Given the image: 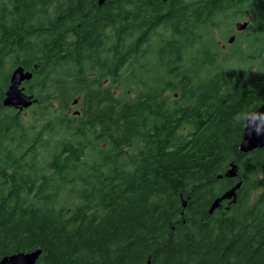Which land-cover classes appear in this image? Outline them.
I'll list each match as a JSON object with an SVG mask.
<instances>
[{
	"label": "trees",
	"instance_id": "16d2710c",
	"mask_svg": "<svg viewBox=\"0 0 264 264\" xmlns=\"http://www.w3.org/2000/svg\"><path fill=\"white\" fill-rule=\"evenodd\" d=\"M262 103L264 0H0V259L264 264V146L239 150Z\"/></svg>",
	"mask_w": 264,
	"mask_h": 264
},
{
	"label": "water",
	"instance_id": "95a60500",
	"mask_svg": "<svg viewBox=\"0 0 264 264\" xmlns=\"http://www.w3.org/2000/svg\"><path fill=\"white\" fill-rule=\"evenodd\" d=\"M102 2L103 0H98ZM248 21L247 20H237L234 22V29L236 32L243 31L247 28ZM235 39V35L232 34L228 36L227 42L233 43ZM33 72L29 69H25L23 66L18 65L11 70L9 86L5 93V98L3 100V105L12 106L17 108L19 111L22 109L30 107L33 103L37 101L36 98L33 97V94L27 93L25 91V87L23 82L28 81L32 78ZM76 99L74 100V104L76 103ZM74 113H78L75 111ZM255 113L257 117L254 119L251 115ZM246 127L244 126L243 134L241 141L239 143V150L242 152H249L255 148H260L264 146V103H262L259 107L253 110L248 114V119L245 122ZM245 125V124H244ZM257 127L261 128V131L257 132ZM236 166L231 163L230 168L225 172L226 176H236ZM241 181L236 182L230 189L223 192L222 194L216 196L211 202L208 211L209 213L214 212L215 209L220 207L222 201L229 200V202H233L236 197V190L240 187ZM185 206V203H183ZM41 249L36 248L30 251H16L7 255H4L0 259V264H35L37 258L41 254ZM146 264H152L150 260L146 262Z\"/></svg>",
	"mask_w": 264,
	"mask_h": 264
},
{
	"label": "rangeland",
	"instance_id": "374dc122",
	"mask_svg": "<svg viewBox=\"0 0 264 264\" xmlns=\"http://www.w3.org/2000/svg\"><path fill=\"white\" fill-rule=\"evenodd\" d=\"M239 20H244V19H239ZM232 32H234V33H238V32H236L235 31V29L233 28V31ZM243 31H241L240 33H242ZM217 38H218V41H219V45L222 47V45H225V47L223 48L224 49V51L225 52H228L229 51V43L227 42V37H221L220 35H218L217 36ZM76 108H79L78 106L76 107ZM75 109V108H74ZM25 114H27V113H25Z\"/></svg>",
	"mask_w": 264,
	"mask_h": 264
},
{
	"label": "flooded vegetation",
	"instance_id": "af4514ba",
	"mask_svg": "<svg viewBox=\"0 0 264 264\" xmlns=\"http://www.w3.org/2000/svg\"><path fill=\"white\" fill-rule=\"evenodd\" d=\"M163 1H167V0H163ZM247 21H248V20H247ZM232 31H233V30H231V31L226 35L227 38H228V36H230V35H232V34H234V35H235V38H236L237 35L241 32V31H240V32H238V33H234V32H232ZM227 38H226V39H227ZM229 44H231V43H229ZM222 47L224 48L225 45H222ZM229 204H231V202H229V200H224V201H222L221 206L227 208ZM218 208H219V207H218Z\"/></svg>",
	"mask_w": 264,
	"mask_h": 264
},
{
	"label": "clouds",
	"instance_id": "9594fccd",
	"mask_svg": "<svg viewBox=\"0 0 264 264\" xmlns=\"http://www.w3.org/2000/svg\"><path fill=\"white\" fill-rule=\"evenodd\" d=\"M251 115L253 116L254 119H256V118H260V117H257V115H256L255 113H252ZM238 119H240V118L238 117ZM247 119H248V116L245 115V116L243 117V121L246 122ZM244 126L246 127V123H245ZM260 131H261V128H260V127H257V132L259 133Z\"/></svg>",
	"mask_w": 264,
	"mask_h": 264
}]
</instances>
